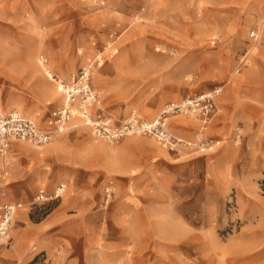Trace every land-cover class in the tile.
Wrapping results in <instances>:
<instances>
[{
	"label": "rangeland",
	"instance_id": "374dc122",
	"mask_svg": "<svg viewBox=\"0 0 264 264\" xmlns=\"http://www.w3.org/2000/svg\"><path fill=\"white\" fill-rule=\"evenodd\" d=\"M89 65L95 116L118 136L77 120L43 146L11 144L5 201L21 208L0 264H264V0H0L3 111L51 129L57 81ZM227 80L205 128L167 115L207 150L144 127ZM60 184L58 200L32 203Z\"/></svg>",
	"mask_w": 264,
	"mask_h": 264
},
{
	"label": "built area",
	"instance_id": "2783aa9c",
	"mask_svg": "<svg viewBox=\"0 0 264 264\" xmlns=\"http://www.w3.org/2000/svg\"><path fill=\"white\" fill-rule=\"evenodd\" d=\"M251 36L256 38L255 32ZM97 59L95 62L100 65L102 62ZM242 60H240V63ZM92 66L79 68L71 73L65 81H57L58 89L64 97V104L61 107L50 111L47 119V125L51 129H41L36 123L23 116L16 110L9 112L3 111L0 104V158L3 166H6L8 146L12 141L24 142L35 147L43 146L52 140L56 133H63L68 129L73 120H80L83 124L93 127L102 138L113 139L118 133L110 127L111 120L107 117L95 116L92 108L97 102V95L90 84ZM240 66L236 67V73ZM222 85H215L210 90L187 96L177 103H170L161 110L160 114L153 119V122L144 124V127L156 132L157 136L168 144L171 149L196 147L199 150H207L210 147L211 140L201 139L197 143H192L177 137L167 129V115L185 114L191 115L201 123L205 128L216 114V99L222 91ZM65 187L60 184L53 191H47L44 188L38 189L33 196L32 203H44L58 200L64 193ZM21 207L20 203L8 202L3 199L0 192V245L9 240L8 233L12 225L17 210Z\"/></svg>",
	"mask_w": 264,
	"mask_h": 264
},
{
	"label": "crops",
	"instance_id": "0c3cea01",
	"mask_svg": "<svg viewBox=\"0 0 264 264\" xmlns=\"http://www.w3.org/2000/svg\"><path fill=\"white\" fill-rule=\"evenodd\" d=\"M256 38H257V37H256ZM256 38H253V37H252L253 40H256ZM113 45H114V43H113ZM248 53H249V52H248ZM246 57H247V54L244 56V58L241 59L242 62L239 63V64L237 65V67H238V66L242 67V65L245 63ZM43 64H45V63H43ZM46 72H47V74H51V75H52V78H53V74H52L51 71L48 69V67H47V71H46ZM53 79H54V78H53ZM52 81H53V80H52ZM222 86H224V84H223ZM222 89H223V87H222ZM209 90H210V89H209ZM221 92H222V91H221ZM219 96H221V93H220ZM219 96H218V97H219ZM218 97H217V98H218ZM0 104H1V103H0ZM1 107H2V106H1ZM92 113L95 115L94 107L92 108ZM74 121L76 122L77 120H73L72 122H74ZM72 122H71V123H72ZM185 123H186V122H185ZM185 123H184V124H185ZM199 124H200V123H199ZM74 126H75V125H74ZM200 126H201V124H200ZM12 143H16V146H17V144H18L17 141H12V142H10V143H9V146H8V151H9L10 146H11ZM1 171H2L1 179H2L3 182H2V184H1V187H2V188L0 189V192H2V196H3L4 200H5V187L8 185V183L5 181L6 178H7V175H8L7 165H6V166H3V167L1 168ZM31 183L33 184L34 181L31 182ZM39 189H40V188H39ZM46 190L49 191L48 189H46ZM37 191H38V190H37ZM37 191H36V192H37ZM36 192H35V194H36ZM35 194H34V195H35ZM20 208H21V207H20ZM20 208H19V209H20ZM19 209H18V210H19ZM18 210H17V211H18Z\"/></svg>",
	"mask_w": 264,
	"mask_h": 264
},
{
	"label": "bare ground",
	"instance_id": "6f19581e",
	"mask_svg": "<svg viewBox=\"0 0 264 264\" xmlns=\"http://www.w3.org/2000/svg\"><path fill=\"white\" fill-rule=\"evenodd\" d=\"M110 46H113V44L109 41V42H107V46H106V48H108V47H110ZM245 61H247V60H245ZM43 63H44V62H43ZM101 64H102V63H101ZM114 64H115V63H114ZM47 75L50 76V78H51L50 80H54V79L52 78L51 74H47ZM235 84H236L235 82H231L230 80H227V82L224 83V86H228V85H230V86H236ZM40 86H41L42 89L46 90L44 84H41ZM58 90H59V89H58ZM64 102H65V100H64V97H63V104H64ZM216 114H217V110H216ZM216 114H215V115H216ZM215 115H214V116H215ZM213 118H214V117H213ZM151 121L153 122V120H151ZM178 122H179V121H178ZM149 123H150V122H146L145 124H149ZM184 123H185V122H184ZM177 124H180V123H177ZM56 134H57V133H56ZM56 134H55V135H56ZM55 135H54V136H55ZM17 142H18V141H17ZM119 252H120V251H119ZM118 254H119V253L117 252L116 255H118ZM102 262H103V261H102ZM103 264H108V263L103 262Z\"/></svg>",
	"mask_w": 264,
	"mask_h": 264
}]
</instances>
